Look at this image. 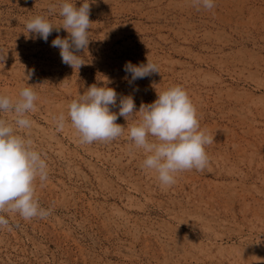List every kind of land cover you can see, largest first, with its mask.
Here are the masks:
<instances>
[{"label":"rangeland","instance_id":"rangeland-1","mask_svg":"<svg viewBox=\"0 0 264 264\" xmlns=\"http://www.w3.org/2000/svg\"><path fill=\"white\" fill-rule=\"evenodd\" d=\"M60 2L0 0V94L15 99L31 87L37 96L30 129L16 127L11 112L0 118L46 161L47 180L37 177L34 188L50 211L29 220L0 212L9 221L0 264H264V0H214L212 9L193 0H68L90 3L79 69L51 46L66 30L45 42L26 29L35 16L58 26ZM147 59L160 74L129 83L126 62ZM93 84L115 89L114 113L122 96L138 111L181 86L213 138L205 170L161 186L128 136L139 113L118 116L121 136L80 143L67 105Z\"/></svg>","mask_w":264,"mask_h":264},{"label":"clouds","instance_id":"clouds-1","mask_svg":"<svg viewBox=\"0 0 264 264\" xmlns=\"http://www.w3.org/2000/svg\"><path fill=\"white\" fill-rule=\"evenodd\" d=\"M193 2L205 9L214 7V0ZM89 15V2H83L77 8L68 0H61L59 16L62 20L58 26L42 16H35L26 21V29L45 42L53 30H66L67 38L57 36L51 46L59 49L62 63L79 69L84 62L77 53L86 49L90 41L88 32L92 22ZM124 70L131 74L129 83L153 73L160 74L158 66L148 59L146 64L139 66L126 62ZM117 98L115 89L93 84L78 100L67 105V118L80 143L107 142L121 136L125 129L116 123L118 116L128 122L139 113V120L128 128V136L135 148L142 149L145 154L142 166L155 172L161 186L174 185L179 172L205 170L209 163L205 147L213 142V138L201 130L196 108L181 86L158 93L155 101L142 103L138 111L131 96H122L119 112H112L110 106L117 105ZM36 100L31 87H22L15 99L0 94V112H11L16 127L30 129L32 121L27 114L36 111ZM53 119L57 130H63L65 115L61 113ZM47 176L46 161L34 149L32 140L16 134L13 124L0 118V212L18 213L25 220L50 215V211L39 205L34 188L37 177L43 182ZM8 224V219L0 215V227Z\"/></svg>","mask_w":264,"mask_h":264}]
</instances>
